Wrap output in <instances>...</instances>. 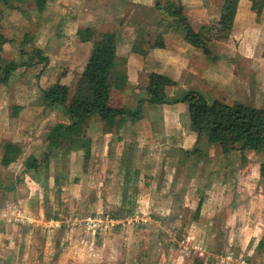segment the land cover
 Returning a JSON list of instances; mask_svg holds the SVG:
<instances>
[{
    "label": "rangeland",
    "instance_id": "rangeland-1",
    "mask_svg": "<svg viewBox=\"0 0 264 264\" xmlns=\"http://www.w3.org/2000/svg\"><path fill=\"white\" fill-rule=\"evenodd\" d=\"M11 2L15 8L0 0V34L5 40L0 62L35 59V48L47 54L48 61L18 67L7 83H0V261L214 264L224 256L220 263L234 264L225 258L232 251L247 262L264 264V146L221 153L207 132H190L187 106L181 104L173 107L175 124H162L166 109L140 107L148 97L142 82L144 94L136 95L134 104L131 94L109 102L117 108L140 107L136 131L113 126L106 131L93 116L83 125L82 136L61 139L59 147L50 148V128L67 123L68 116L60 106L43 105L41 90L54 82L72 88L83 55L68 63L72 51L64 49L65 36L71 40L68 48L73 47L74 27L62 29L58 14L49 29L34 0ZM165 2L161 0V6ZM213 3L219 13L221 0ZM161 14L165 25L169 18ZM217 20V13L210 15L209 28L203 30L210 38L205 56L212 65L219 62L225 41L217 38ZM251 48L246 47L253 53L248 57L229 54L226 64L232 74H242L235 91L222 89L214 100L255 107L263 115L264 91L256 77L262 70L253 57L264 53L262 47ZM119 74L125 75L120 69ZM27 91L29 97L20 106L17 102ZM86 138L91 149L84 159ZM32 159L36 171L27 168ZM205 248L213 255H205Z\"/></svg>",
    "mask_w": 264,
    "mask_h": 264
},
{
    "label": "crops",
    "instance_id": "crops-1",
    "mask_svg": "<svg viewBox=\"0 0 264 264\" xmlns=\"http://www.w3.org/2000/svg\"><path fill=\"white\" fill-rule=\"evenodd\" d=\"M178 1L186 9L188 20L193 29L206 37L203 34V30L209 28L210 15L217 13V18L219 16L218 10H216L217 6L215 8L213 0ZM157 2L159 3L158 6H161V0H47L41 12H43V22L46 21L49 24V26L46 24L49 29L53 23L57 22V20H53L55 14L59 16L58 21L62 29L64 26V29L74 27V41L71 44L73 47L70 46L68 48L67 45L71 40L65 36L64 49L72 51L69 54L68 63L74 61L77 56L83 55V61L77 73L82 71L92 48L91 41L79 40L76 34L77 30L87 27L96 31L113 32L116 34L115 69H120L125 73L126 81L119 88L115 86L111 88L109 102L112 98L118 100V97L120 98L123 94H131V104H134L136 95L144 94L139 86L142 85V82L145 85L151 73L164 75L175 82V85L166 87L168 95H172L177 90L192 89L196 91L200 90L206 93L209 100H214L222 89L228 88L235 91L237 88V78H240L242 73L240 72L239 76L233 75L226 64V59L230 58L231 55L237 57L252 55V52H247V49H250L251 46H257L256 50L262 47L263 52L264 0H238L231 30L227 39L222 43L223 53H221L220 60L216 65L210 64L199 47L189 44L180 33L172 30L168 25L161 23L162 19L160 15H162L161 12L163 13V11L157 6ZM69 11L73 12L71 16L68 15ZM151 18L152 20H150ZM158 34L163 41L162 46L154 44L155 36ZM230 41L234 42V45H237L235 47L232 46ZM43 54L47 56L44 52ZM253 58L256 62V67H261L260 70L262 71H259L256 77L257 79L259 77V82L262 84V88L259 85V89L264 91V55ZM28 97L27 91L26 95L21 96L17 103L20 106L24 105ZM120 102L121 104L123 103V101ZM142 104L140 105L141 108L162 107L163 110L166 109L168 113L163 114V116H166L167 119H165V122H162L165 125L175 124L172 121H175L174 119L177 115H171L174 114L173 107H177L180 104L186 107V104L182 102L151 104L145 98H143ZM51 107L53 106H48L47 108ZM168 117L172 119L170 120ZM187 120L189 123V119ZM97 123L100 128L104 125L99 118ZM136 123V121H124L119 126V129L125 130V127H130L132 131H136L134 129ZM190 132L192 131L190 130ZM175 137L178 138L179 136L175 135ZM244 247L246 248V245ZM199 250L202 249L199 248L196 250V253H200L201 251ZM204 251L205 255L207 253L208 256L214 253L212 250H206V248ZM237 252L241 253V250ZM244 259L246 260V258ZM223 260L224 256H220L218 262L214 264H223L224 262L220 263ZM233 263L239 264L238 261ZM0 264L8 263L0 261ZM247 264L254 263L247 262Z\"/></svg>",
    "mask_w": 264,
    "mask_h": 264
},
{
    "label": "trees",
    "instance_id": "trees-1",
    "mask_svg": "<svg viewBox=\"0 0 264 264\" xmlns=\"http://www.w3.org/2000/svg\"><path fill=\"white\" fill-rule=\"evenodd\" d=\"M3 1L8 7H14L11 0ZM14 1L22 2L24 0ZM46 1L34 0L36 9L41 12ZM237 3L238 0H221L217 20V38L219 40H226L229 35ZM158 7L169 18L165 25L180 33L189 44L199 47L205 55H209L207 44L210 38L204 37L199 31L193 29L180 1L174 3L167 0L164 5ZM76 34L80 41H91L92 48L73 87L54 82L41 90L44 105L61 106L68 116L67 123H55L47 135L49 147L54 149L59 147L61 139L70 138L74 140L82 136L83 125L90 117L97 116L104 123L106 131H111L112 126L114 129L119 128V125L126 119L135 121L141 118L140 107L136 110H130L109 106L111 88L122 86L126 81V76L117 75L119 69H115L116 34L96 31L87 27L79 28ZM1 38L0 34V51L5 41L2 42ZM155 45H163L159 34L155 36ZM34 56L35 59L32 56L29 61L18 64L14 61L0 62V83H7L18 67H30L33 63L47 61V56L39 48H35ZM173 85L175 82L170 78L158 73H151L146 84L142 87L148 95L146 100L151 104L185 103L189 129L198 135L207 132L210 139L218 142L223 154L236 149L241 151L254 150L264 146V114L260 115V110L239 103L227 105L218 100L210 103L201 92L192 89L177 90L176 96L168 95L166 87ZM85 141L83 158L87 159L91 147L89 139L86 138ZM184 152L188 154L187 150ZM27 168L37 170L38 166L35 159L28 163ZM200 205L201 200L198 201L196 212H198Z\"/></svg>",
    "mask_w": 264,
    "mask_h": 264
},
{
    "label": "built area",
    "instance_id": "built-area-1",
    "mask_svg": "<svg viewBox=\"0 0 264 264\" xmlns=\"http://www.w3.org/2000/svg\"><path fill=\"white\" fill-rule=\"evenodd\" d=\"M225 258H226V261H229V262L238 261L239 264H247V261L244 258H242L241 256L236 257L233 255L232 252L228 253Z\"/></svg>",
    "mask_w": 264,
    "mask_h": 264
}]
</instances>
